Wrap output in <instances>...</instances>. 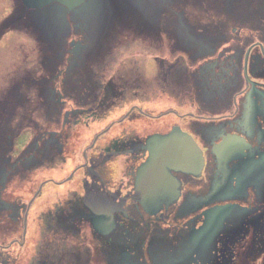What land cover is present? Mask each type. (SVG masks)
<instances>
[{
    "label": "flooded vegetation",
    "instance_id": "af4514ba",
    "mask_svg": "<svg viewBox=\"0 0 264 264\" xmlns=\"http://www.w3.org/2000/svg\"><path fill=\"white\" fill-rule=\"evenodd\" d=\"M7 2L3 16L14 9ZM118 2L117 6L116 2L111 3L104 15L81 17L85 19L82 24L66 22L54 8L59 25L51 22L50 28L44 26L39 31L40 39L34 38L47 43L43 47L34 42L36 60H42L34 70L30 66L36 64L31 63L25 45L11 43L7 50L5 62L20 53L15 63L23 60L24 68L5 67L4 62L0 69V222L21 223L22 230L20 236L0 243V264H16L12 248L27 247L32 206L46 185L60 186L77 175L81 190L73 191L68 200L37 217L40 239L26 264H101L97 261L104 258V264H264V201L258 199L264 198V29L257 31L254 39L233 12L229 15L235 20H225L234 23L230 31L217 27L213 31H191L185 26L183 2ZM53 5L69 14L76 12ZM175 5L180 13H172ZM113 9L118 10L117 25L131 29L128 33H116V18L108 15L110 12L113 16ZM46 10L38 14L24 8L25 16H17L16 23L10 25L14 28L23 20L48 17ZM257 17L264 22V13L260 11ZM251 19L247 15L249 26ZM236 22L241 24L240 30L235 28ZM15 33V37L26 36V31L16 29ZM161 99L167 103L155 115L141 105L150 102L157 107ZM114 112L120 113L119 118L70 151L75 164L68 176L43 180L26 201L4 197L16 175L25 178L33 170L56 169L67 161L68 131L77 127L81 118H85L84 124H90ZM135 113L151 120L170 115L176 121L164 132H154L144 139L124 132L98 147L114 124L125 122ZM187 118L193 120L188 122ZM175 130L191 136L204 157L197 175L170 171L180 183L177 201L184 184L204 183L208 148L211 152L226 136L244 139L247 155L221 163L211 153L214 175L209 187L199 194L186 213L191 216L183 226H176L175 232L169 224L150 238H132L135 242L131 244L123 236L108 243L105 251L111 254L91 256L85 244L89 234L96 239L107 236L95 232L93 215L113 212L115 229L108 235L122 227L119 218H130L129 204L142 217L148 215L134 199L139 168L150 155L147 140ZM228 171H232L231 176L225 175ZM224 177L232 179L219 194L225 200L209 204L213 185L218 186ZM96 204L102 207H95ZM227 204L236 207L226 219L222 233L205 237L200 246H194L188 235L191 229L203 225L204 212ZM171 205L148 215L149 219L167 222L165 215Z\"/></svg>",
    "mask_w": 264,
    "mask_h": 264
},
{
    "label": "rangeland",
    "instance_id": "374dc122",
    "mask_svg": "<svg viewBox=\"0 0 264 264\" xmlns=\"http://www.w3.org/2000/svg\"><path fill=\"white\" fill-rule=\"evenodd\" d=\"M10 1L11 4L14 6V9L12 12L8 13L7 16H3L2 12L4 9H7V6L9 5ZM5 0L4 2H0V69L3 66L5 59H6V53L8 48L10 47L11 43L15 44L16 46H19L20 44H23L28 48V52H30V56L32 58L31 63L36 64L30 66L31 69H36L37 64H40L42 60L38 61L37 57V49L35 48L36 44L35 41L39 42L40 44H43V47L47 44L46 41H40L35 40L34 38L40 39L39 31L43 30V27L38 25L45 21L47 28H50L51 22L55 25H59V16H56L57 13L54 10L57 9L61 15L63 20H67L69 23H72L73 21H77L79 24L83 23V20L80 19L81 17H92L95 15V13H98L99 15H104L106 8L108 5H110V2L112 0L106 1V6H102V4H99V2L96 6L91 7L90 5H87L85 8L76 11L75 13H67L64 10H61L57 8L55 5L51 6L49 10H47L48 17L44 18L41 17L38 19L37 24L35 23V19L30 18L29 20H23L22 22H18L17 25L13 28L10 24H15V18L19 15L21 17L25 16L24 13V7L21 6L20 0ZM100 1V0H99ZM102 1V0H101ZM120 0H113L112 3H115V6L119 4ZM123 1V0H122ZM182 3V11H185V19L187 20V24H185L186 28L191 31H202V30H231L233 27V22H226L225 20L231 21L235 19L242 20V25L246 26V28H249V32L252 35V37L255 39L257 38V31H261L264 29V22L261 20H258L257 16L259 15L260 11L264 13V0H175V4ZM122 3V2H121ZM120 3V5H121ZM148 3V2H147ZM228 4L230 7H228ZM95 4V3H94ZM186 4H187V10H186ZM125 4H123L122 8ZM119 8V6H118ZM232 8V9H231ZM177 10L179 13L181 10L179 8H176V5L173 7L172 13ZM260 10V11H259ZM114 14L111 16V13L108 12L109 17L116 18V21H114L117 25L119 23L118 20V10L113 9L112 11ZM234 14L236 17L233 19L229 14ZM12 13V15H11ZM56 14V15H54ZM171 14V12L169 13ZM247 15L249 17H252L250 22V26L247 24ZM253 15V16H251ZM56 16V17H55ZM135 16V15H134ZM120 17V14H119ZM37 18V17H36ZM121 18H125L122 17ZM246 18V20H244ZM53 19V20H52ZM89 19V18H88ZM127 19V18H125ZM47 20V21H46ZM184 20V19H183ZM66 21V22H67ZM93 21V20H92ZM33 23V24H32ZM94 23V22H93ZM184 23L185 20H184ZM89 24V23H88ZM35 25V26H34ZM92 25V24H91ZM116 33H123L126 34L131 29L123 28L122 26H115ZM217 27V28H216ZM13 28V29H12ZM91 28V27H90ZM204 28V29H203ZM216 28V29H215ZM236 29H241V24L239 22H236ZM243 28V29H246ZM16 29L25 32L26 36H17L15 37V31ZM224 29V30H223ZM29 33V34H28ZM16 42V43H15ZM35 44V46H34ZM20 54V53H19ZM18 53L11 56L6 62L5 67L13 68L16 67V69H22L24 68L22 65L24 64V61L15 63L16 57L19 55ZM38 61V63H37ZM19 65V66H18ZM43 67L40 65V70ZM26 69V68H25ZM141 71H144L141 70ZM20 82V81H19ZM166 100L161 99L158 102V106L156 107L153 103L147 102L142 103L144 107H148L151 110V114L155 115L159 112H162L164 110V105L166 104ZM120 115L119 112H114L102 119L99 120H93L90 121V124H84L85 118H81V122L79 121V125L75 128H71L68 131V142L67 146L69 145V150L67 151V161L62 162L60 165H58L56 169H45L41 168L38 170H33L32 172H29L28 177H22L21 175H16L14 178L11 179L9 182V191L4 196L7 200H13L16 198H19L20 200H28L32 195L35 194V192L39 188V184L45 180V179H54V180H61L68 176L70 174V170L74 166V158L70 154L71 150H77L82 143V140H86L91 138L96 132L101 131L105 129L112 121L119 118ZM188 122H190L193 119L187 118ZM176 121V118L170 115H167L161 119L158 120H151L148 117H145L141 114H133L131 115L125 122L114 124L113 129L106 133L107 135L102 138L98 144V147L103 146L107 144L111 139L118 137L122 135V133L126 132L128 134H133L140 139L146 138L148 135L154 133V132H164L167 127H169L171 124H173ZM212 151L210 152V149L208 148V156H207V164L205 167V181L201 185L195 186L192 183H186L184 184L182 195L175 204L171 205L168 212H166V219L167 222H157L155 220H150L148 215L144 214L143 217L140 215V212L138 209L134 208L132 204H129L127 210L129 212L130 218L123 216L122 218H119L118 221L122 224V227H119V229L107 236H102L98 239H96L93 235L89 234V236L85 240L86 246L91 250V256L92 253L94 255H98L100 258L104 256L105 254H111L112 252L105 251L106 249H109L110 241H118V238L120 237H127V241L131 244L135 241L131 240L132 238H150L161 229H167L169 224L173 225V232L176 226H183L187 219L191 215H187V211L191 208L193 203L196 202V200L199 197V194L206 191L209 187V184L213 178V160L210 158L212 157ZM54 169V170H53ZM80 191L81 185L79 184V178L78 175L75 179L63 184V185H55L53 183H49L46 185L43 194L39 196L34 204L32 211L30 213V220H29V228H28V245L25 249L14 247L13 249V258H16V264H26L27 260L30 259L36 251V247L38 246L39 242V229L37 227V217L39 215L47 210L48 208H51L53 205L57 204L58 202H63L65 200H68L70 198V195L73 191ZM130 219H136V222H133ZM126 230V232H122L123 229ZM22 230V224L21 223H11L8 220H2L0 222V243H7L11 238L21 235ZM124 231V230H123ZM137 242V241H136ZM6 251H3L5 253ZM105 258L102 259V261H97L101 264H104Z\"/></svg>",
    "mask_w": 264,
    "mask_h": 264
},
{
    "label": "water",
    "instance_id": "95a60500",
    "mask_svg": "<svg viewBox=\"0 0 264 264\" xmlns=\"http://www.w3.org/2000/svg\"><path fill=\"white\" fill-rule=\"evenodd\" d=\"M21 6L26 10L38 11L42 14L45 9L49 10L50 5L58 4L65 7L69 11H77L85 8L87 5L91 7L102 4L106 6L107 0H20ZM113 0L110 2V4ZM95 3V4H94ZM109 6V5H108ZM47 10L45 14L47 13ZM44 18H46L44 16ZM92 19V18H91ZM47 21V20H46ZM36 18L35 23L37 24ZM38 25L46 26L45 21H40ZM33 24V23H32ZM35 26V25H34ZM245 140L240 137L226 136L223 142L212 147V153L221 163H229L233 160L244 158L247 148ZM147 149L150 152L148 161L139 168L137 178V200L144 211L148 215L157 214L164 206L168 207L174 204L179 198L180 183L171 175L170 171H180L183 173L197 175L204 165V157L201 149L196 142L188 134L181 133L179 130L171 132L167 136H153L147 140ZM255 162V161H254ZM244 167V166H243ZM199 175V173H198ZM225 175H232V171H228ZM232 179L222 178L221 183L213 185L208 203L218 201L223 202L225 198L219 194L226 190L227 183H231ZM264 182V181H262ZM94 199V198H93ZM264 201V198H258ZM95 207H102L97 206ZM235 204H227L224 206H215L204 212L205 220L203 225L195 230L191 229L188 237L191 243L198 247L200 240L203 238L217 237L222 233L226 219L234 211ZM239 212V209H235ZM113 212H98L93 215L91 221L96 233L100 235H108L115 229ZM114 228V229H113Z\"/></svg>",
    "mask_w": 264,
    "mask_h": 264
}]
</instances>
